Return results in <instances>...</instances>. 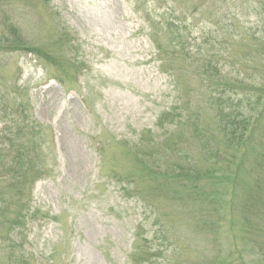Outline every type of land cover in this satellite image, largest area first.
<instances>
[{"label": "rangeland", "instance_id": "1", "mask_svg": "<svg viewBox=\"0 0 264 264\" xmlns=\"http://www.w3.org/2000/svg\"><path fill=\"white\" fill-rule=\"evenodd\" d=\"M180 20L192 52L223 40L228 77L264 101V0H0V30L16 23L55 58L21 51L0 65V86L23 87L41 123L49 169L28 195L37 217L12 235L29 263L264 264V104L233 160H213L210 83L174 46L167 24ZM169 112L177 122L159 125Z\"/></svg>", "mask_w": 264, "mask_h": 264}, {"label": "trees", "instance_id": "2", "mask_svg": "<svg viewBox=\"0 0 264 264\" xmlns=\"http://www.w3.org/2000/svg\"><path fill=\"white\" fill-rule=\"evenodd\" d=\"M179 25H182L183 29ZM167 28L172 34L175 33L174 46L195 63L194 75L200 78L202 83H210L208 87L206 85L205 89L207 92H205L206 104L214 112L216 129L219 133L214 139L218 146L215 154H211V157L213 160L230 163L234 158L233 151H237L238 146L246 141L245 137L249 128L261 113L260 107L264 101L260 99L259 92L262 89L254 85L246 87L243 81H240L241 78L228 77L224 65H228L232 57L230 54L225 57L222 47L217 46L222 44L223 40L211 36L210 39L213 41H206V44L209 43V47L205 54L202 53L203 49L200 45L194 49L193 53L188 48L191 44L188 39L190 34L184 31L186 26L181 20L180 23L169 21ZM5 29V31L0 30L1 66L6 53L21 51L33 54L49 63L55 62V58L51 57L49 53L46 55L38 47L28 43L16 23L7 22ZM260 43L259 55L264 61V38L260 40ZM214 44L216 45L214 46ZM67 68L77 69L73 63L62 70L66 71ZM59 81L63 83L62 79ZM23 94H25V90L21 86L14 85L8 89L0 86V241L8 242L10 246L12 255L9 256V259L13 260L11 264H31L23 255H17L16 248L22 246L23 243L22 240L16 239L12 235L16 232L21 235L20 229L23 231L26 228L25 224L37 217V212L31 208L28 195L30 193L31 196V186L34 182L49 172L40 158L43 145V138L39 136L41 123L33 119L32 112L28 117L25 104L22 101ZM168 116H170V120H167L165 116L160 117L158 124L162 125V122L176 123V118L179 117L171 112ZM216 139L219 140L216 141ZM171 168L177 169L178 177L179 175H183L182 177L185 178L187 175L199 177V173L192 165L172 164ZM214 171L224 170L213 167V169L207 170V173ZM250 206H252L251 202L246 207Z\"/></svg>", "mask_w": 264, "mask_h": 264}]
</instances>
